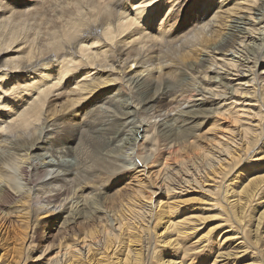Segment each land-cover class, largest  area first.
Returning a JSON list of instances; mask_svg holds the SVG:
<instances>
[{"label":"bare ground","instance_id":"6f19581e","mask_svg":"<svg viewBox=\"0 0 264 264\" xmlns=\"http://www.w3.org/2000/svg\"><path fill=\"white\" fill-rule=\"evenodd\" d=\"M127 1L0 0V89L4 91L0 93V221L10 224L15 220L7 218L12 213L32 209L52 214L65 232L92 220H104L109 225L103 234L95 235L97 239L85 235L77 241V249L69 244L63 252L58 251L60 258L56 256V261L48 260L47 264H69L73 258L77 260L72 264H88L93 252L99 255L104 253L102 249L114 248V241L122 237L125 228L127 231L139 222L140 231L147 229L145 223L153 222L157 205L139 203L141 197L139 201L129 198L126 203L135 204H128L120 214L118 209L106 208L108 195L104 198L102 190H109L93 187V174L113 176L125 170L145 173L155 161L156 151L149 146L156 136L169 139L171 145L187 143V138L195 135V126L189 124L206 115L205 104L239 123L238 130L231 131L236 136L219 139L199 161H183L177 167L166 163L165 175L156 183H161L157 185L159 191L164 187L168 196L170 192L203 188L214 199L203 208L211 210L229 200L226 195L232 179L226 182L235 167L244 161L250 166L264 158L253 154L264 138V0H201L193 35H183L173 51L164 52L128 45L136 39L139 24L148 23L158 8L151 6L156 0H144L145 6L135 7L133 15ZM129 1L131 5L138 2ZM170 20L167 17L165 21ZM159 35L162 38L161 32ZM246 39L260 41L248 49ZM102 43V51L95 48L91 52ZM181 49L191 50L176 61L175 50L180 54ZM57 68L56 82H46ZM212 71L215 75L209 76ZM6 78L17 86H7L9 91L3 84ZM73 83L76 86L66 92ZM62 95L73 97L56 104ZM90 101L94 105L86 117L76 116L78 107ZM22 102H26L24 108L19 107ZM188 102L193 103L191 109H184ZM173 111L183 118L176 123L178 128L174 123L165 127L154 120L158 128L151 132V119L165 116L166 120ZM7 114L14 117L4 126L2 118L9 119ZM67 116L75 121L65 123ZM186 147L189 150L193 146ZM199 147L192 150L200 151ZM148 148V153H140ZM37 149L44 150L41 156H37ZM244 169L241 171L248 174ZM251 172L255 175L248 177L243 189H232L237 193L227 202L229 212L240 205L241 193L257 197L264 192V174ZM240 173L235 177H241ZM209 181L214 184L209 186ZM6 206L11 210L3 208ZM165 210L161 209V219ZM226 212L222 210L215 235L232 234L221 238H233V248L239 249L218 252L214 264H239L237 257L256 252L245 245V234L234 229ZM203 219L199 214L183 222L168 220L163 226L167 236L161 241H169V230L189 234L191 224ZM215 235L201 240L200 246L212 249ZM137 253L129 248L120 263L143 264Z\"/></svg>","mask_w":264,"mask_h":264},{"label":"rangeland","instance_id":"374dc122","mask_svg":"<svg viewBox=\"0 0 264 264\" xmlns=\"http://www.w3.org/2000/svg\"><path fill=\"white\" fill-rule=\"evenodd\" d=\"M189 1L190 0H156L151 6L158 8V13L152 16L148 23H141L139 24L140 26L138 25L139 32L135 34L136 39L130 43L131 45H128L130 47L134 46L136 49H140L143 45H145L144 47L148 51L151 48H156L159 51L164 52L166 49L172 50L174 44H176L180 37L182 39L183 35H185V37L192 36L195 30L193 26L197 23L196 17L202 3L201 0H192L191 2ZM127 2L130 5V11L133 15H135V7L145 6L147 1L145 2L144 0H138V2L134 3V5H131L129 0ZM184 4L188 5L186 7H181V5ZM206 4L207 3H205L203 6L205 7ZM15 5L17 8L20 7L17 4ZM118 7L121 8L122 6ZM10 8L13 7L10 6ZM180 8L181 10L178 11ZM163 16L164 18L162 21L160 17ZM167 17L171 19L169 22L170 24L166 23L165 21ZM160 32L163 35L162 38L161 35H159ZM259 35L260 34H257V36ZM141 36L145 37L140 39ZM103 41L104 40L101 42ZM259 41L260 39H246V48L252 49V46H256ZM102 45L103 43L101 45H95L96 47L94 46L92 49H90L91 52L93 53V51L96 49H100L98 50L99 52L102 51ZM177 50H175L174 54L175 60L180 61L181 55L183 53H187L191 49H181L180 54H178ZM100 57H103V55L100 54ZM190 59L188 61H190ZM58 70L59 68H57L54 72L51 71L49 79L45 81L56 82ZM176 73L179 72L176 71ZM106 74L107 72H105V75ZM211 75H215V72H210L209 76ZM5 81L6 82L3 84L6 85V88H12V85L17 86L10 78H6ZM74 86H76L75 83L71 84L66 92H70L71 88ZM10 88H8L9 91L11 90ZM1 92L4 93L2 88L0 89V93ZM72 97L73 96L62 95L55 103L64 104ZM25 103L26 102L20 103V105H22L19 107L24 108L26 106ZM189 103L190 102H188V105H185L183 108L189 109L193 104ZM93 105V101L82 104L78 107L79 110L76 116L80 118L81 115L82 118H85L86 112ZM10 106H12V104ZM205 107H207L208 111L206 115H204V117L202 115L199 120L196 121L197 123L193 122L189 124L190 126H195V128H193V133H195V135L194 137H188L187 143H182L181 146L175 144L171 145V143H169V139L165 140L164 137L158 136L157 138L156 136L154 141L151 142L152 144L149 146L150 149L153 148L156 151L154 157L155 161L147 166L145 173H136L130 170H125L113 176L105 174H93L96 177L93 187L99 188L100 190L101 188L103 189L106 187V189L109 190V192L102 190L104 192V198H106L105 196L108 195L107 203L105 205L106 208L109 207V209H118L117 213L120 214V212L125 211L128 208V204H135L126 203L129 198H134L139 201L141 197L143 199L139 203L148 205L155 204L157 205V208L153 222L150 221L149 223H145V227L147 228L146 230L140 231L138 227L141 225V223L139 222L138 224L136 223L137 225L132 226V228L127 231L125 228L122 237L119 240L117 239L114 241L116 244L114 248L110 246L105 251L102 249L101 251L104 253L99 255L93 252V254H91L92 260L88 264H121L120 260L125 256L123 252H128L129 248L130 250L133 249L135 252H138L137 254L140 256L141 260H143V264H214L218 252H228V250L231 252L232 249H235V251H238L239 249L233 248V245L236 244L232 243L234 240L233 238L229 240L227 239L228 241L221 238L223 234H226V237L229 235L231 236L232 234L221 233L222 235L219 237V232L217 236L215 235V233H217L215 226L219 223L222 217V210L225 212L227 211L225 214H229V217L232 218L230 224L233 225L234 229H237L240 232L243 231L242 233L245 234V245L250 246L249 248H252L253 251L256 252L255 255L253 254L247 257H237L239 264H264V192L261 191V195H257V197L247 196L246 194L242 195L241 193L240 195L242 196V200H240V205L231 208L230 212L228 211L229 208L227 205V202L234 198L232 195L237 193L232 191V189H243L242 185L245 183L248 177H253L255 175L251 171L256 173L258 172L259 175L262 173L264 174V166H261L262 163L264 164V158L255 160V163H251L250 166L247 165L246 161H244L241 162L239 166L235 167V170L232 171V173H230L227 177L228 180L226 182L229 183L232 179V184L229 185V189L231 191L226 195L227 199L229 200L226 201V203L224 201L220 202L217 206L212 207L211 210L203 208V206L208 205L209 200H214L208 193L204 191L203 188L199 187L198 190L196 189L197 191L200 190L199 192L192 190V188H190L191 190L189 191L185 190L183 193L170 192L168 196L165 195L164 187L161 186L163 189L161 191L157 189V185H160L161 183H156L161 182V177L165 175L164 172H166V170L164 169V166L166 163L177 167V164L183 165V161H189L190 163H192L191 161L195 159L199 161V158L201 155H203L204 151L213 148L214 144L217 143L219 139L225 138V135L236 136L237 133L231 134V131L232 129L236 131L238 130V127L240 126L238 122L234 121L230 115L224 116L216 113L215 110L211 109L207 104L204 105V108ZM12 111L15 112V110ZM173 112V114L166 117V120L164 118L165 116L151 119L152 123L149 125L151 132L157 131L158 128L157 126H154V120H156V123L162 122L165 127H170L175 124L174 126H177L178 128L176 123L178 124L183 118L182 115L180 116V114L177 115L175 113L178 111ZM7 115L10 116V114ZM12 117L14 116H10L9 119H7V117L2 118L4 120L2 125L5 126L7 122L12 119ZM65 121V123H73L75 120L71 116H67ZM186 145H191L193 146L192 148L200 146L199 148L203 149H200V151L192 150V148L188 150ZM257 147L258 148L256 151L253 153L255 154V157L264 155V138H262V142L257 145ZM149 148L148 151H146V149H141L140 153H148L150 151ZM42 152H44V150L41 151L37 149V156H41ZM255 165L257 166L254 170H252ZM244 166V171L248 170V174L241 171ZM239 172H241L240 174H242V176L235 177ZM211 183L214 184L212 181H209L208 185L210 186ZM209 186H206L205 188H209ZM157 191L158 193H156ZM205 194L207 195V198H205ZM214 196H216V194H214ZM247 197H250V199H247ZM258 197L259 199H257ZM24 205L27 206L28 202H25ZM171 207H175L174 210H170ZM3 208L6 210H11L9 206ZM163 208L166 209L164 211L165 218L161 219L159 214ZM199 214H202L204 219L200 222L197 221L191 224L192 228L187 229L189 234L185 233L184 235L176 232V230H169L170 238L167 239V241H169H161L165 236H167L165 227L163 226L166 225L165 223L168 220L183 222L184 220L191 218V215L197 216ZM51 215L52 214L49 212L36 213L30 209L12 213L7 217L10 219H15L10 224H4L0 221V225L3 224L0 228V264H47L48 260L56 261V256L60 258V253H58V251L63 252L66 250L69 244H72L74 248L77 249V246L75 245L78 240L79 242L81 241L83 236L86 235L89 239L95 240L97 239V236L95 235L101 234V232L103 234L109 226L107 221L92 220L91 223L88 224L84 222L82 224H80L81 222L77 223L71 230L68 229V231L65 232L62 228H58L57 220L51 217ZM95 232L97 234H95ZM214 235L215 244L212 249L208 245L205 248L200 246L201 240L206 237H213ZM220 239L223 242L222 244H219L221 242ZM176 242L178 243L175 244ZM30 243L31 246L28 248L27 245H30ZM133 254L134 252H130V255ZM38 256H40L39 260L37 259ZM76 260L77 259L73 258L69 264H72L71 262L73 261L76 262ZM163 261L167 262L163 263ZM49 264H52V262L50 261Z\"/></svg>","mask_w":264,"mask_h":264}]
</instances>
